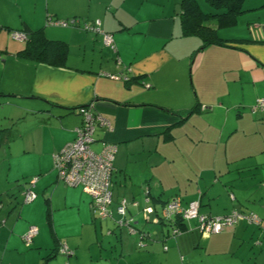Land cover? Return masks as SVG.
Wrapping results in <instances>:
<instances>
[{
    "label": "crops",
    "instance_id": "obj_1",
    "mask_svg": "<svg viewBox=\"0 0 264 264\" xmlns=\"http://www.w3.org/2000/svg\"><path fill=\"white\" fill-rule=\"evenodd\" d=\"M180 4L0 0V108L8 121L26 114L16 135L0 128V264H264V108L252 109L264 98V0H242L231 26L211 19L223 42L205 46L182 32ZM71 17L100 20L115 49L100 33L48 22ZM22 30L61 42L64 64L26 56V40L12 36ZM87 103L110 123L96 125L91 148L116 146L104 218L53 168ZM28 188L36 196L24 202ZM174 196L198 199L202 214L253 212L260 223L239 218L206 235L188 219L170 235L159 216ZM120 199L129 224L118 223ZM30 225L37 233L26 245Z\"/></svg>",
    "mask_w": 264,
    "mask_h": 264
},
{
    "label": "built area",
    "instance_id": "obj_2",
    "mask_svg": "<svg viewBox=\"0 0 264 264\" xmlns=\"http://www.w3.org/2000/svg\"><path fill=\"white\" fill-rule=\"evenodd\" d=\"M48 22L54 26H74L100 33L103 44L115 49L112 35L100 28V20L98 19L92 22H83L81 25L79 24L80 19L77 17L64 20L48 19ZM12 36L16 39H25L26 37L23 31H13ZM108 76L112 77L113 75L108 74ZM124 80L127 81L128 79L125 77ZM262 108H264V98L258 99L252 109ZM78 112L82 117V121L75 128L76 136L52 155L53 168L56 171L58 180L71 186L78 185L89 195L92 215L104 218L111 216V177L116 146L113 143H103L100 151H94L91 145L94 142L93 134L96 125L110 128V123L107 119L94 112L90 103L79 106ZM35 180L36 177L32 179V184ZM23 194L24 202L32 201L36 196L29 188ZM145 200L148 201V198ZM199 208L200 201L198 199L191 200L184 206L181 198L174 196L163 206L159 219L171 222L175 218H180L181 220L193 219L197 222L200 231L206 235L222 231L225 227L233 225L239 218H243L249 223H260L259 217L254 213L241 215L237 212H232L224 216H209L200 213ZM126 209L127 202L125 199H120L116 205V213L120 217L118 218L119 224H129V220H124ZM180 231L177 227H172L171 235H176ZM36 233L37 227L30 225L22 236L24 243L30 245ZM59 250L67 256L73 254L71 250L65 247H60Z\"/></svg>",
    "mask_w": 264,
    "mask_h": 264
},
{
    "label": "trees",
    "instance_id": "obj_3",
    "mask_svg": "<svg viewBox=\"0 0 264 264\" xmlns=\"http://www.w3.org/2000/svg\"><path fill=\"white\" fill-rule=\"evenodd\" d=\"M204 1L208 4V6H210L212 11H203L197 0H181L180 18L182 32L184 34L198 35L201 38L204 46L213 43L222 44L223 41L218 37L216 29L211 27L207 23L211 19H213L215 20L217 27H228L233 25L236 22L237 17L244 11V9L242 8V0ZM22 31L26 36V47L23 49V53L26 56L49 65L61 66L64 64L66 48L61 42L46 39L40 31ZM188 202L189 201H187L186 203L182 202V204L185 206ZM232 212H237L241 215H249L253 213H245L238 210H232L228 214ZM172 220L173 222L162 220L160 221L170 222L172 227H177L182 231L184 228L185 220H181L180 218H175Z\"/></svg>",
    "mask_w": 264,
    "mask_h": 264
},
{
    "label": "rangeland",
    "instance_id": "obj_4",
    "mask_svg": "<svg viewBox=\"0 0 264 264\" xmlns=\"http://www.w3.org/2000/svg\"><path fill=\"white\" fill-rule=\"evenodd\" d=\"M6 113H9V109L0 108V128L10 127L12 126V134L16 135L17 133L23 129V118L26 117V114L23 111H16L14 113L13 119L11 121H8L7 119L3 118ZM3 118V119H2ZM13 124V125H11Z\"/></svg>",
    "mask_w": 264,
    "mask_h": 264
}]
</instances>
